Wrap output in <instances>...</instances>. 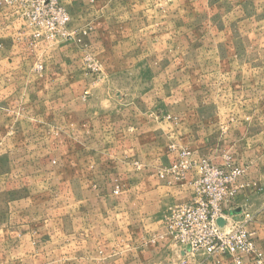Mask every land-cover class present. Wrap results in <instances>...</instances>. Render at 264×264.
I'll return each instance as SVG.
<instances>
[{
    "label": "rangeland",
    "instance_id": "rangeland-1",
    "mask_svg": "<svg viewBox=\"0 0 264 264\" xmlns=\"http://www.w3.org/2000/svg\"><path fill=\"white\" fill-rule=\"evenodd\" d=\"M104 117L108 145L111 122L124 118L121 155L130 160L135 121L159 134L166 127L170 155L176 147L213 162L231 156L252 204L264 205V0H0V264H154L164 236L151 225L166 233L179 204H123L156 200L147 191L163 181L167 156L147 170L155 183L141 194L136 159L124 177H76L70 157ZM246 206L253 221L259 211ZM102 215L118 244L85 241L84 230L69 241L70 218L86 216L100 233Z\"/></svg>",
    "mask_w": 264,
    "mask_h": 264
},
{
    "label": "crops",
    "instance_id": "crops-1",
    "mask_svg": "<svg viewBox=\"0 0 264 264\" xmlns=\"http://www.w3.org/2000/svg\"><path fill=\"white\" fill-rule=\"evenodd\" d=\"M105 112V111H104ZM122 121L119 123L118 118H116V122L112 123V128L116 132L117 138L110 139L112 143L108 145V142H106L104 138L103 132L108 131V122L106 123L105 117L102 119V122L96 123L95 121H92L89 125L87 131V136L84 138H80L81 142L80 145L83 146V150H76L75 153L72 154L70 157V163H74V171L76 172V177H83L88 176V174H91L93 176H96L97 178L101 177L102 175H106V173H109L110 171L116 172V174H120L121 177H124L126 175V170L129 168L127 163L132 162L131 160H137L141 164V166L144 168L142 169V173H140L138 176L143 178V180L137 182L136 186H133L134 189H137L139 193L141 194L145 189L151 188L152 183H155V181L152 180V176L149 174L147 175V170L153 169L156 165V163L159 161L161 153L165 154L168 160L167 166L171 164V162L174 160L175 155L169 154L167 148L169 146V143L171 142V137L167 135V128L163 127L164 133H155L156 127L154 125H151L149 123H132V138L129 140L128 145L130 152H134V157L130 160V158H125L123 155H121V151L124 152L125 149V137H124V131H125V122L124 118L121 117ZM106 123V124H105ZM124 123V124H123ZM147 126V127H146ZM155 129L153 131V129ZM160 128V127H159ZM131 130V129H130ZM144 134L150 136L148 141L144 140ZM92 135V137H90ZM120 136V138H119ZM143 136V137H142ZM154 138V139H153ZM161 140V141H160ZM78 142V141H77ZM76 142V144H77ZM159 143V145H158ZM115 146V147H114ZM117 150V157L113 158L112 160L108 159V154L110 152V149L112 152H114V149ZM116 152V151H115ZM173 153V152H172ZM138 155V157L136 156ZM200 155V154H199ZM196 157H201L200 156ZM174 157V158H173ZM206 158V157H201ZM199 159V158H198ZM98 161H105L106 165L103 163H98ZM216 163H221V160L214 161ZM147 172V173H146ZM133 174L131 175V177ZM135 176V175H134ZM162 183V184H161ZM160 184H154L152 187H154L150 191L148 189L147 193H155L154 198L155 201L149 203L148 205L142 204L141 202H133V204H123L124 209L127 208H133L137 211H142L146 208H152L154 210L163 209L162 207L172 205V204H182L187 202L190 199L191 193L188 187L186 186H176V185H169L165 181L161 182ZM145 184V185H144ZM240 191L239 196L237 198L238 206L242 205L246 208V210L249 212L246 204H250V208L254 210H258L259 214L255 213V217L253 218V221L248 225L249 231L254 233L253 237L255 238L257 243L256 245L261 248L262 252H264V211L260 212L261 210H264V205H256L254 206L252 204V190L250 189L249 180L246 179L245 182L243 180H240ZM86 187H89L86 186ZM252 193V194H251ZM150 205V207H148ZM155 206V207H152ZM121 207V209H123ZM102 209H107V207H102ZM148 209V210H149ZM164 210V209H163ZM88 217L84 218H78L73 219L70 218L66 224L69 226V241L74 238L75 243L77 242V237L74 236L71 232H78L84 230L85 236L84 240L88 241L93 240L94 238L96 240L101 241H116L117 244L120 242V238L118 235H115L113 233L109 234L108 227L109 225L107 222H105V219L102 218L100 220V233L94 232L91 227H94L92 220H90V224L88 223ZM98 225L96 224L95 227ZM152 226V233L156 237L158 235H163L164 239L160 240L158 239V244L156 246L152 247V259L154 261V264H211L208 259L203 257L204 255L198 254V253H186L177 247V245L174 244L170 236L168 235L167 231L164 233V229L162 226H158V224L151 225ZM136 227L138 229L141 228V224H138ZM88 228H90L89 233L87 234ZM96 231V230H95ZM141 231V229H140ZM151 233V234H152ZM77 239V240H76ZM72 241V240H71ZM76 251L84 250L86 252L87 249H90L92 251L93 249L91 247L83 248L80 245H75ZM118 249V246L117 248ZM94 251V250H93ZM92 251V252H93ZM83 252V251H82ZM119 252V251H118ZM87 253V252H86ZM205 254V253H204ZM90 255V254H89ZM206 255V254H205ZM117 256L119 257L118 253ZM207 256V255H206ZM181 261V262H180ZM185 261V262H184ZM118 264V263H117Z\"/></svg>",
    "mask_w": 264,
    "mask_h": 264
},
{
    "label": "built area",
    "instance_id": "built-area-1",
    "mask_svg": "<svg viewBox=\"0 0 264 264\" xmlns=\"http://www.w3.org/2000/svg\"><path fill=\"white\" fill-rule=\"evenodd\" d=\"M171 151L175 158L159 177L169 185L186 186L191 193L187 202L175 206L166 223L172 241L188 253L224 257L227 264H241L242 256L264 264V253L247 228L252 214L237 203L244 170L228 155L216 163L198 159L185 148Z\"/></svg>",
    "mask_w": 264,
    "mask_h": 264
},
{
    "label": "water",
    "instance_id": "water-1",
    "mask_svg": "<svg viewBox=\"0 0 264 264\" xmlns=\"http://www.w3.org/2000/svg\"><path fill=\"white\" fill-rule=\"evenodd\" d=\"M238 213V212H237Z\"/></svg>",
    "mask_w": 264,
    "mask_h": 264
}]
</instances>
